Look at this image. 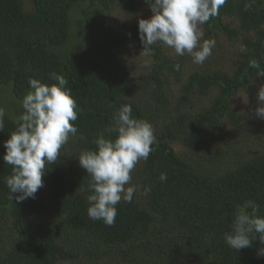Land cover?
Listing matches in <instances>:
<instances>
[{"label":"trees","instance_id":"trees-1","mask_svg":"<svg viewBox=\"0 0 264 264\" xmlns=\"http://www.w3.org/2000/svg\"><path fill=\"white\" fill-rule=\"evenodd\" d=\"M142 7L151 12L146 0H0V264H264L258 239L239 252L224 240L238 210L254 205L264 217V119L254 111L264 85V0H226L202 25L204 40L231 44L227 66L196 64L157 42L136 80L124 48L142 52L140 19L113 14ZM52 72L69 81L78 131L36 198L18 203L4 183L12 174L4 142L20 123L29 80L55 83ZM240 95L245 112L234 107ZM122 105L154 125L156 142L131 173L132 202L121 200L107 226L88 217L91 177L78 158L101 133L117 138L106 129Z\"/></svg>","mask_w":264,"mask_h":264},{"label":"clouds","instance_id":"clouds-1","mask_svg":"<svg viewBox=\"0 0 264 264\" xmlns=\"http://www.w3.org/2000/svg\"><path fill=\"white\" fill-rule=\"evenodd\" d=\"M226 0H146L152 12L149 19H140L138 28L143 50L139 56H150L152 46L160 42L174 50L177 56L190 55L193 62L203 64L215 47V40L203 39L201 26L218 15ZM202 41V42H201ZM258 67V65H254ZM176 70L180 65H175ZM264 77V73H261ZM52 84L30 79V91L22 101L20 123L10 138L4 142L6 153L3 161L12 166V174L5 177L9 199L23 202L35 199L44 187L43 177L47 168L57 162L61 149L78 129L73 122L78 119V105L72 88L65 76L49 73ZM259 106L255 117L264 119V85L257 93ZM6 111L0 107V132L4 131ZM115 127L106 129L116 132L115 140L101 133L95 140L96 148L83 151L79 165L91 177L87 190L89 219L101 220L112 226L118 214L117 205L123 200L130 203L137 186L130 185L132 171L140 160H147L156 142L154 125L146 119L135 118L131 105H122L113 115ZM161 182L167 174L161 173ZM126 185H130L127 186ZM151 187H144L148 195ZM253 233L257 234L253 236ZM259 240L258 255L264 256V217L252 211L238 210L231 230L224 233L225 243L236 252L251 248Z\"/></svg>","mask_w":264,"mask_h":264},{"label":"rangeland","instance_id":"rangeland-1","mask_svg":"<svg viewBox=\"0 0 264 264\" xmlns=\"http://www.w3.org/2000/svg\"><path fill=\"white\" fill-rule=\"evenodd\" d=\"M151 16H152V12H150L148 9H145L144 7H142L139 10L138 15L135 16L126 15L121 11H119L118 8H116L113 14L114 18H117L118 20L126 19L129 22H134L138 19H149ZM201 30L203 31L204 34L205 29L202 26H201ZM212 40H215V47L212 50L214 51L215 55L212 56L211 58H208L206 62L208 64L217 66L216 68L227 66L230 57L232 55L231 44L225 41V38L223 36L213 37ZM124 52L128 57L129 64L130 67L132 68L133 74L135 75L136 80H138L139 75L142 72H147L146 66L151 65V62H145L142 58L143 55L139 56L140 53L133 47L131 43H128L125 46ZM234 107H236L241 112H245L248 110V100L243 95H240V97H238V99L236 100ZM175 148L179 153L182 152L181 154L187 151L180 145H176ZM189 156L190 155L188 154L185 157H189Z\"/></svg>","mask_w":264,"mask_h":264}]
</instances>
